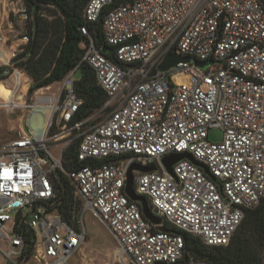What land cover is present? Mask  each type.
Returning a JSON list of instances; mask_svg holds the SVG:
<instances>
[{
	"label": "built area",
	"instance_id": "2783aa9c",
	"mask_svg": "<svg viewBox=\"0 0 264 264\" xmlns=\"http://www.w3.org/2000/svg\"><path fill=\"white\" fill-rule=\"evenodd\" d=\"M114 1L89 0L79 29L87 38L80 64L94 71L108 95L106 106H115L104 122L89 127L90 117L72 124L83 104L74 78L80 64L53 96H36L32 104L27 98L13 108L6 104L8 111L48 107L49 116L40 135L28 131L0 140L1 264H70L89 239L87 212L110 230L124 264H211L197 261L181 234L160 231L145 218L141 204L128 197L132 164L158 167L134 172V190L150 199L164 227L166 222L209 248L228 246L246 213L264 201L261 2H120L103 23L111 59L96 47L88 27ZM22 12L27 17L25 6ZM6 45L0 21V54L5 56ZM173 54L190 61L161 71ZM17 55L16 49L3 62L16 70L15 86L24 77L11 63ZM213 129L223 132L220 143L209 142ZM76 139L81 140L80 167L68 170L64 152ZM174 153L191 154L213 178L187 159L174 165L171 176L162 160ZM62 176L78 202L71 221L58 211Z\"/></svg>",
	"mask_w": 264,
	"mask_h": 264
},
{
	"label": "trees",
	"instance_id": "16d2710c",
	"mask_svg": "<svg viewBox=\"0 0 264 264\" xmlns=\"http://www.w3.org/2000/svg\"><path fill=\"white\" fill-rule=\"evenodd\" d=\"M129 1L115 0L113 5L103 10L100 19L88 27L96 47L102 49L111 59L113 48L106 44L103 35L104 18L118 3ZM259 1L264 7V0ZM88 2L89 0H24L26 15L30 20V28L26 34L29 42L11 63L16 67L25 65L26 72L35 83L29 89L30 94L37 89L61 82L80 64L85 52L82 43L86 42L87 38L79 29L84 25L83 11ZM46 10L51 11V15L43 13ZM21 59L23 62L18 63ZM3 69L10 68H0V71ZM79 70L81 77L75 87L78 96L83 99V104L72 124L90 117L103 108L108 100V95L97 85L94 71L84 63L80 64ZM4 78H0V81ZM5 90L4 86L0 85L3 94ZM3 97L8 101L13 99L8 93ZM27 122L34 131L39 128L38 122L34 125L32 119H28ZM80 142V139H76L64 152L65 167L68 170L80 167L77 161ZM59 188L61 203L58 211L67 221H71L73 207L78 205V202L74 201L66 177H61ZM145 198L152 209L150 199L146 196ZM165 228L184 237L186 250L197 261L211 264H255L261 259L264 261V201L259 207L246 213L231 243L225 247H206L199 239L177 230L166 222ZM250 236L254 237L255 244L249 240Z\"/></svg>",
	"mask_w": 264,
	"mask_h": 264
},
{
	"label": "rangeland",
	"instance_id": "374dc122",
	"mask_svg": "<svg viewBox=\"0 0 264 264\" xmlns=\"http://www.w3.org/2000/svg\"><path fill=\"white\" fill-rule=\"evenodd\" d=\"M22 6H24V0H0V21L3 24V32L6 37L7 45L12 46L19 44L20 47H17L18 54H20L22 52V48L28 44L23 38L26 36L30 28V20H28V17L23 15ZM49 10H46L43 13L46 15H51V11ZM7 45L5 46V49H7ZM13 51L15 50L13 49L12 52ZM8 61L9 58L4 55V52H2L0 54V68L8 67L10 69H3L0 71V78L5 77L0 81V85L4 86V89H6L4 94L8 93L13 96V99L9 100L10 102L23 104L28 98V104H32L35 101L36 96L51 97L53 94L58 92L60 82L45 87L44 91H41L38 94L36 93L43 88L37 89L33 92V94H30L28 89H30V87L35 83L26 72L25 65L18 66V68L22 69L24 77L21 80V83L19 84L17 82L15 86L16 70L10 65L3 63H7ZM20 62L22 63L23 59L19 60L18 63ZM80 77L81 72L78 70L74 74V78L80 79ZM4 94L0 91V140L7 141L16 139L20 134L25 135V133H28L30 129L32 132H34L27 122L28 119H32L33 125L38 122V127H40L41 124L46 120V112H40L39 115H37V112L32 110L15 108L13 111H8V106L3 104L9 102L3 97ZM15 96L16 99H14ZM106 104L103 108L90 115L91 123L89 127L104 122L111 111L115 109V106H106ZM62 134H64V136H68V132H63ZM74 136L75 134L71 137H66L61 142L66 143L67 138H72ZM222 139V131L216 129L209 131V142L220 143ZM72 143H70V145ZM70 145H66V149ZM53 153L57 156L59 154L55 147L53 148ZM69 186L71 193L74 194L73 187L70 183ZM85 223L89 239L82 246L81 250L76 254V256L71 259L70 264H124V261L118 258V245L110 230L101 221L94 217L92 212H87L85 214ZM249 240H251L253 244L256 243L253 236H250ZM263 263L264 261L261 259L260 261H256L255 264Z\"/></svg>",
	"mask_w": 264,
	"mask_h": 264
},
{
	"label": "water",
	"instance_id": "95a60500",
	"mask_svg": "<svg viewBox=\"0 0 264 264\" xmlns=\"http://www.w3.org/2000/svg\"><path fill=\"white\" fill-rule=\"evenodd\" d=\"M190 58L186 57H180L176 54H173L167 58V60L164 62V64L160 67V70L163 72L169 71L171 68L175 67L180 62H189ZM196 65L204 67L207 63L206 62H195ZM183 159L190 160L197 166L203 168L205 172L212 177L210 172L208 171L207 167L199 162H197L193 156L189 153H174L172 155L166 156L163 158L162 163L167 171L168 174L171 176L174 175L173 167L178 162L182 161ZM157 166H143L140 164H132L128 168L127 171V183L125 188V193L128 195V197L136 202H139L142 207L143 214L147 220H149L152 224L156 225L160 231H169L167 230L163 225V220L156 216L153 212L151 207L149 206V203L147 202L145 196L136 194L134 190V172H153L157 171ZM213 178V177H212Z\"/></svg>",
	"mask_w": 264,
	"mask_h": 264
},
{
	"label": "bare ground",
	"instance_id": "6f19581e",
	"mask_svg": "<svg viewBox=\"0 0 264 264\" xmlns=\"http://www.w3.org/2000/svg\"><path fill=\"white\" fill-rule=\"evenodd\" d=\"M9 102L3 103V104H7L10 108H13L14 104H16L14 102H10V103ZM33 111H36L37 112V115H39L40 112L41 113L42 112H46L47 113L46 120L41 124V126L36 131L33 132L34 134H38V133L40 134L44 130V128H45V125H46V122H47V119H48V116H49V108L48 107L36 108Z\"/></svg>",
	"mask_w": 264,
	"mask_h": 264
},
{
	"label": "crops",
	"instance_id": "0c3cea01",
	"mask_svg": "<svg viewBox=\"0 0 264 264\" xmlns=\"http://www.w3.org/2000/svg\"><path fill=\"white\" fill-rule=\"evenodd\" d=\"M23 7V6H22ZM4 21V20H3ZM17 47H20L19 44H16V45H12V46H8L7 45V49L4 48L5 50V53H6V56L10 59L12 57V50H16ZM18 95V94H17ZM29 131L32 132V130L30 129ZM33 133V132H32ZM34 134V133H33ZM35 135H40L39 133L38 134H35Z\"/></svg>",
	"mask_w": 264,
	"mask_h": 264
}]
</instances>
